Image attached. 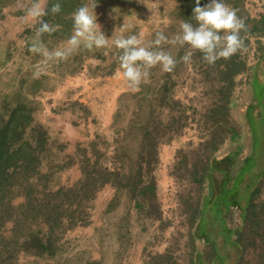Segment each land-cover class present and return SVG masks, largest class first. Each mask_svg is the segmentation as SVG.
Segmentation results:
<instances>
[{
	"label": "rangeland",
	"instance_id": "1",
	"mask_svg": "<svg viewBox=\"0 0 264 264\" xmlns=\"http://www.w3.org/2000/svg\"><path fill=\"white\" fill-rule=\"evenodd\" d=\"M0 1H7L8 6L17 0ZM187 1L96 0L97 22L109 38L108 44L92 49L81 46L66 59L31 51L38 24L26 22L15 36L6 27L0 35V115L20 102L33 110L37 121L43 123L42 118L50 117L51 123L45 125L57 143L66 144L68 155L76 152L78 144L85 149L96 140V134L111 143L112 151L116 131L133 116L138 94L142 91L153 96L154 88L169 81L158 64L135 91L129 88L119 65L122 50L113 43L121 35L137 34L143 46L162 48L174 58L172 82L175 99L180 101L174 109L178 117L183 113L188 117L181 124L186 123L182 133L159 148L160 164L155 175L162 220L135 209L129 194L117 192L111 185V199L103 188L90 204L86 222L63 236L55 255L21 254L20 264H264V142L255 148L252 139L253 119L256 121L262 111L259 125L264 127V101L257 99L264 83V0H225L246 24L241 32L244 47L236 53L245 66L234 78L226 118L230 124L223 133L226 141L214 154V159L228 158L229 162L223 164L222 173H215L203 185L195 172L201 171L208 156L204 143L214 132L216 120L225 121V117L212 112L225 96L221 87L229 80L214 64L203 60L199 51L186 62L182 60L190 50L186 45L152 44L157 32H163L169 41L180 32ZM209 2L205 0L204 5ZM3 18L4 9L0 8V20ZM70 36L40 39L54 52L64 48ZM149 88L152 90L148 92ZM161 114L168 121V108ZM108 121L109 126L104 127ZM259 130L264 141V129ZM80 135L82 140L77 141ZM226 165H230L228 170ZM81 177L80 166L75 165L62 174L61 182L71 186ZM250 190L255 204L251 212L247 198ZM204 201L202 229L215 241L218 255L212 243L202 237L193 239L199 220L195 218ZM217 213L225 216V224L234 232L232 238L220 232L221 216ZM81 227H94L93 235L70 236ZM230 239H239L240 251L230 246Z\"/></svg>",
	"mask_w": 264,
	"mask_h": 264
},
{
	"label": "trees",
	"instance_id": "2",
	"mask_svg": "<svg viewBox=\"0 0 264 264\" xmlns=\"http://www.w3.org/2000/svg\"><path fill=\"white\" fill-rule=\"evenodd\" d=\"M55 2L57 0H49V9ZM59 2L61 12H49L43 19L60 27L55 32L42 34L43 40L70 36L73 30L72 13L85 4L83 0ZM0 3L3 10L7 1ZM204 3L205 0H201V6ZM195 6L196 0L187 1L185 20L193 24L195 20L191 18ZM240 58L234 54L228 59L217 60L213 65L229 81L227 86L221 87L225 96L212 112L225 117V121L216 120L212 127L214 132L204 143L208 156L201 171L195 172L199 174L197 181L202 185L206 180L211 181L215 173H222L223 164L229 162L228 158L222 161L214 159V154L226 141L223 133L224 127L230 124L226 118L230 112L234 78L245 66ZM175 70L173 66L171 71H165L169 81L154 88L153 96L142 91L138 94L133 116L122 130L116 131L112 151L111 143L96 134V140L86 145L85 149L81 150L82 144H78L76 152L68 155L66 144L57 143L49 127L37 121L33 110L20 102L0 115V264H20L21 254L55 255L63 236L86 222L90 204L106 185H112L117 192L126 191L135 209L146 211V216L151 219L162 220L159 184L155 175L160 164L159 148L180 135L186 127V123L181 125L182 122L188 121L184 113L178 117L174 109L180 104L175 99L172 82ZM151 90L149 88L148 92ZM165 107L170 113L168 121L161 117ZM75 165L80 166L82 177L74 185H63L62 174ZM228 168L230 165L226 170ZM253 193L250 190L247 197L250 212L255 207ZM19 199L23 201L18 203ZM204 207L205 201L195 218V221L199 220L193 239L202 237L212 243L218 255L215 241L202 229ZM217 214L221 216L218 224L220 232L232 238L234 232L225 224V216ZM229 244L241 250L239 239L231 240Z\"/></svg>",
	"mask_w": 264,
	"mask_h": 264
},
{
	"label": "clouds",
	"instance_id": "3",
	"mask_svg": "<svg viewBox=\"0 0 264 264\" xmlns=\"http://www.w3.org/2000/svg\"><path fill=\"white\" fill-rule=\"evenodd\" d=\"M48 4L49 0H30L25 6L23 18L39 25L31 51L49 58L66 59L81 46L92 49L108 44L109 38L97 22L95 13L97 2L89 0L72 13L73 32L66 41V46L50 52L40 37L44 33L55 32L60 26L49 24L43 18L49 15V12L60 13L61 3L57 0L50 9ZM191 20H195V24L189 20L182 21L180 32L170 41L163 32H157L152 44L160 46L162 43L170 42L181 46L187 45L190 50L182 60L189 61L193 52L199 51L203 60L209 64H214L221 58L228 59L244 47L241 32L246 29V24L225 0H210L204 6H201V0H196ZM123 31L124 25L121 26V32ZM113 43L116 48L122 50L118 55L119 65L123 70V77L133 91L149 76V70L153 66L159 64L164 71H171L176 63L162 48L143 46L142 39L137 34L121 35Z\"/></svg>",
	"mask_w": 264,
	"mask_h": 264
},
{
	"label": "crops",
	"instance_id": "4",
	"mask_svg": "<svg viewBox=\"0 0 264 264\" xmlns=\"http://www.w3.org/2000/svg\"><path fill=\"white\" fill-rule=\"evenodd\" d=\"M28 3H30V0H17L15 3H12V4H10L4 8V18L2 20H0V35L4 34L5 28L8 27L7 31L10 32V29H11V31H12L11 36H13V35L15 36V34L19 32L21 26H24V24L26 22L28 24H31V22L26 21L23 18L24 13H25V6ZM20 11L23 12L22 15H16L13 13V12H20ZM10 24H16V26H12V25L10 26ZM77 81L79 82V78H77ZM263 87L264 86L262 85V90L259 93V96L257 98L260 103L264 101V88ZM260 106H261V104H260ZM260 110L261 109L259 107V111ZM262 113H263V111H262ZM262 113L260 114V116H258L256 121L253 119V122H252L253 123L252 128H254V130L252 129V139H253V144H256V146L254 145L255 148H260L262 145H259V144L264 142V141H262V138L260 137V130H259L262 128L264 129V127H261L259 125ZM100 115H101V113H100ZM47 121L50 122V117L49 118H42V122L44 124H46ZM109 123H110L109 121L106 122L104 124V127L109 126ZM90 137H92V136H90ZM77 139H78L77 141L82 140L81 135ZM263 148H264V146H263ZM72 170L75 171V169H72ZM102 191H106L107 195L110 196L109 199H111V195L114 192V189L111 185H106L104 187V190H102ZM93 233H94V227H84V228L81 227V228L75 229L72 232H70V236H72V237H91L93 235Z\"/></svg>",
	"mask_w": 264,
	"mask_h": 264
}]
</instances>
